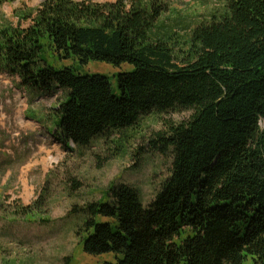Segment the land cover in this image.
<instances>
[{"label":"trees","instance_id":"16d2710c","mask_svg":"<svg viewBox=\"0 0 264 264\" xmlns=\"http://www.w3.org/2000/svg\"><path fill=\"white\" fill-rule=\"evenodd\" d=\"M166 11L164 0H42L0 27V72L63 91L53 135L75 147L148 115L190 113L148 141L173 160L147 207L119 184L81 210L83 253L112 255L106 264H264V0H224L184 35L157 27ZM41 39L80 65H132L117 76L120 96L104 76L41 65Z\"/></svg>","mask_w":264,"mask_h":264},{"label":"rangeland","instance_id":"374dc122","mask_svg":"<svg viewBox=\"0 0 264 264\" xmlns=\"http://www.w3.org/2000/svg\"><path fill=\"white\" fill-rule=\"evenodd\" d=\"M164 1L167 11L157 27L178 35L221 13L224 6V0ZM41 2L0 0V27L16 26L19 15L33 13ZM27 25L21 22L22 27ZM40 59L41 65L54 70L72 67L80 75L104 76L117 97L118 74L133 71L129 64L116 67L91 61L80 65L60 58L47 39H41ZM64 98L65 93L56 87L49 91L26 89L18 77L0 72V264L113 262L110 254L82 252L77 235L85 219L81 210L103 198L109 186L119 184L135 190L147 207L170 176L173 160L170 153L152 151L148 141L163 129L164 121L184 122L190 115L184 111L148 115L132 128L107 131L87 146L75 147L53 135L59 120L55 110ZM43 192L45 196L35 209ZM243 264L252 263L245 260Z\"/></svg>","mask_w":264,"mask_h":264}]
</instances>
